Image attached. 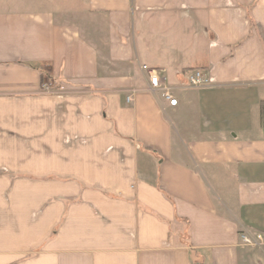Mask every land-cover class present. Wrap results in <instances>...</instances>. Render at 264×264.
I'll return each instance as SVG.
<instances>
[{"label":"crops","instance_id":"1","mask_svg":"<svg viewBox=\"0 0 264 264\" xmlns=\"http://www.w3.org/2000/svg\"><path fill=\"white\" fill-rule=\"evenodd\" d=\"M244 230L264 234V0H0V264H255Z\"/></svg>","mask_w":264,"mask_h":264},{"label":"built area","instance_id":"2","mask_svg":"<svg viewBox=\"0 0 264 264\" xmlns=\"http://www.w3.org/2000/svg\"><path fill=\"white\" fill-rule=\"evenodd\" d=\"M143 70L149 77L150 90L154 94H160V96L168 101L171 106H177L178 100L173 95V89L168 86L165 79L159 76L157 70L147 65L143 66ZM188 81L189 85L193 88H204L214 85L213 80L202 71H196L189 74ZM42 89L46 94H54L57 90V86H55L54 83L47 81L43 84ZM128 100H130V98ZM241 241L244 246L263 248L264 234L244 230L241 234Z\"/></svg>","mask_w":264,"mask_h":264},{"label":"rangeland","instance_id":"3","mask_svg":"<svg viewBox=\"0 0 264 264\" xmlns=\"http://www.w3.org/2000/svg\"><path fill=\"white\" fill-rule=\"evenodd\" d=\"M254 255L255 256L253 259H254L255 264H264V251L263 250L255 251Z\"/></svg>","mask_w":264,"mask_h":264}]
</instances>
